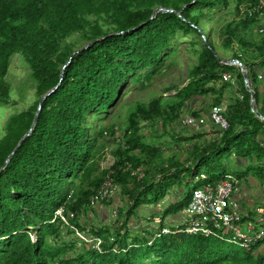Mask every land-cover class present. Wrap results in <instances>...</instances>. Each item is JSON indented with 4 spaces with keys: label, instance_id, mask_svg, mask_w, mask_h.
Returning a JSON list of instances; mask_svg holds the SVG:
<instances>
[{
    "label": "trees",
    "instance_id": "trees-1",
    "mask_svg": "<svg viewBox=\"0 0 264 264\" xmlns=\"http://www.w3.org/2000/svg\"><path fill=\"white\" fill-rule=\"evenodd\" d=\"M261 4V0H0V105L11 103L7 78L16 56L31 72L37 95L28 108L10 115L0 139V264H264L258 245L247 249L185 233L153 239L164 226H172L166 224L167 218L181 219L194 188L230 177L248 186L255 178L264 185V120L252 110L244 75L233 76L235 66L221 61L227 56L218 51L213 28H206L215 11L235 6L238 18L223 24L218 37L225 49L234 51L232 58L245 66L255 90V108L264 115ZM160 7L173 11L154 16ZM183 37L190 38L196 61L188 69V82L172 84L167 91L176 93L165 102L164 95L151 94L152 88L159 76L178 66L174 58ZM224 74H231L235 83L225 80ZM57 86L44 100L34 130L6 165L31 130L42 97ZM235 86L241 94L225 104ZM210 96L213 101L208 103ZM197 98L204 100L203 109L193 108ZM215 105L225 109L228 128L210 119ZM122 106L128 107L119 123L125 148L119 147L118 160L102 170L107 145L100 141L106 127L99 129L97 122ZM187 115L205 118L208 130L201 125L187 136L194 129L183 125ZM142 120L153 128L161 125L163 136L179 135L176 142L186 145V159H164L161 142L156 144L141 132ZM110 179L121 190L116 220L102 219L101 224L86 220L89 210L113 201L91 203ZM184 182L187 187L194 182L195 187L160 212L157 230L138 229L140 209L159 205L170 190L186 189ZM61 209L66 218L74 213L70 227L58 215ZM250 219L244 215L245 222ZM71 227L101 238V250L80 239ZM64 228L75 238L67 240Z\"/></svg>",
    "mask_w": 264,
    "mask_h": 264
},
{
    "label": "rangeland",
    "instance_id": "rangeland-1",
    "mask_svg": "<svg viewBox=\"0 0 264 264\" xmlns=\"http://www.w3.org/2000/svg\"><path fill=\"white\" fill-rule=\"evenodd\" d=\"M234 7L235 6L232 5L229 9H222L221 11H217V12L215 11V13H213L212 21L206 24V28L208 29L213 28L212 29L213 37L217 43L218 51L224 56H227V59H233L232 55L234 51L227 50L224 48V46L222 45V42L220 41L218 37V32H219L220 27L223 24L233 22L234 19L238 18ZM262 19H264V15H262ZM189 41H190L189 37L188 38L183 37V40L181 41V44L179 47V52L174 58L176 61H178V66L176 65V66L170 67V69L167 70L165 75L159 76L154 87L152 88L153 92L151 94L155 96L164 95L165 102L170 101L171 98L176 93V89H172V91H167L171 87L172 84L177 85V86L178 85L183 86L184 84L188 82V77H187L188 69L196 61L195 55H193L191 51V45H189ZM240 72L243 74L242 68H240L239 65L235 66V70L233 71V76L236 77ZM7 79L9 81V84L12 87V99L9 105H3V104L0 105V139L5 134L6 122L8 118L10 117V115H12L13 113L20 112L21 110L25 108H28L37 99V95L35 93L36 86L31 76V72L22 64L19 56H16L14 58L13 64L11 66L10 73ZM260 86H261V91L264 94V82L261 83ZM240 94H241V91L239 90V86H235L234 89L232 88V90L228 94L225 104L231 102L234 98L236 99L237 97H239ZM205 100L206 102L211 103L213 101V96H210ZM124 106L120 107L118 110L117 108H115L113 110V114H111L110 117L97 122L99 129L102 128L103 126L106 127L105 138L100 141V143L105 142L107 145V148L105 150V157L101 161L102 170L110 169L114 165V163L118 160V156L115 153V151L119 147L125 148L124 141H123L124 130L122 127L119 126L120 121L126 118V115L128 112V107H124ZM141 128H142L141 132L146 136L147 139L148 138L150 140L152 139V141H154L156 144H159L157 140L158 135L156 134L158 126H156V128L154 127L153 131H149L150 125L142 120ZM190 128H193V127H190ZM190 128L188 130H190ZM153 138L155 139L153 140ZM163 138H164L163 139L164 141L163 143L161 142L162 150L164 152L162 157H164V159L169 158L168 160H173L175 158V159H182L184 161L186 159L187 153H186V150H184L183 148L186 145L183 146L181 143L176 144V140H178V138L176 137L171 138L169 134H166V135L164 134ZM110 139H112V141ZM168 144H171L172 147H174L173 154H172L174 158H171V156L167 154V150H164V147L167 146ZM242 162H245V161H242ZM231 172L233 175H237L238 173L236 170H232ZM183 184H184V188H186V194L189 193L195 187L194 182H192L188 187L186 186L185 182ZM258 186H259V190L257 192H252L251 190L246 191L247 189L244 188V193H245L244 197L246 195H248V197L244 198L243 200H244V203L248 204V206H251L254 203L256 204L259 201L262 203V201L264 200V185H261V186L258 185ZM250 187L254 188L251 185ZM118 190L119 192H121L119 187H117L116 190L114 191L113 196L110 198V199H113V201L111 203L108 202L107 205L104 206V209H103L104 215H106V217L109 218L108 222H110V220L116 217L115 213H116L117 208L114 203L116 199V194H118L117 193ZM96 211L97 210H93V209L89 210V212L84 215L85 216L84 218L86 220L91 219L92 222L101 224V221L98 219V214ZM68 217L70 219L74 218V213L70 212ZM69 218H67L68 219L67 221H69ZM89 229H90V226L88 225L87 230ZM71 230H75L74 227H71ZM80 232L81 234L84 235L83 231H80ZM64 235L67 238V240H69L70 238L73 239L74 237V234L71 231H67L65 228H64ZM85 237H87V235ZM87 238L89 240H92V238L94 237L89 236ZM80 239L84 240L81 237ZM79 244L80 246L84 245L83 242H79Z\"/></svg>",
    "mask_w": 264,
    "mask_h": 264
},
{
    "label": "built area",
    "instance_id": "built-area-1",
    "mask_svg": "<svg viewBox=\"0 0 264 264\" xmlns=\"http://www.w3.org/2000/svg\"><path fill=\"white\" fill-rule=\"evenodd\" d=\"M260 9H264V0H261ZM241 68L240 64H238ZM224 79L235 83L231 74H224ZM262 78V76H260ZM210 119L221 128L229 127V122L225 116V109L220 105H215L210 111ZM183 125L190 127H200L207 125L205 118H195L187 115L182 120ZM119 187L110 179L105 182L100 191L91 198L92 205L110 199L116 188ZM240 183L235 177L222 180L216 185H205L194 190L190 204L183 211L182 217L172 226H164L162 230L155 234L154 238L162 235L185 233L188 235H203L205 237H215L223 241L241 246L243 248H253L258 245L259 251H264V200L262 205L256 208L258 215L257 224L245 222L244 212L241 207ZM66 224L68 219L64 216V209L58 211ZM77 235L86 242L92 243L95 248L101 250L103 240L94 237L89 240L84 233L74 228Z\"/></svg>",
    "mask_w": 264,
    "mask_h": 264
},
{
    "label": "crops",
    "instance_id": "crops-1",
    "mask_svg": "<svg viewBox=\"0 0 264 264\" xmlns=\"http://www.w3.org/2000/svg\"><path fill=\"white\" fill-rule=\"evenodd\" d=\"M204 100H202L201 98H197L196 100H194L192 102V105H193V108L196 107L198 109H203L204 107ZM210 111V110H209ZM208 111V112H209ZM194 129L192 131H189L186 133L187 136H191L194 132H196L197 130L200 129V127H193ZM203 128V127H202ZM203 130H208V125L204 126V129ZM149 131H153V126H150V130ZM156 134L158 135V143L159 142H162L163 143V129H162V126L161 125H158V128H157V132ZM171 138L173 137L172 134L170 135ZM179 135H176V138H178ZM155 138H153L154 140ZM161 144V143H160ZM176 144H178L176 142ZM173 149L174 147H172L171 144H168L167 146L164 147V150H167V154L170 155L172 157V154H173ZM169 150V151H168ZM175 155V154H174ZM182 160V159H181ZM251 186H253L254 188L246 185V184H243V182H240V197H241V207H242V211L244 212V214L246 216H251V219L249 220L251 223L254 224V226L259 225L260 224H257V218H258V215H257V212H256V208L261 206V202L259 203H254L252 204L251 206H248V204L244 203V198H247L248 195H246L244 197V188H246L248 190H251L252 192H257L259 190V184L257 182V180L255 178H252L251 179ZM196 189V188H195ZM194 189V190H195ZM245 191V192H246ZM250 191V192H251ZM118 194H116V199H115V206L116 208H118V206L121 204L120 202V199H121V192H117ZM170 195H168V197L162 201L161 203H159V205H144L141 209H140V218L137 219L138 220V223L139 224V227L138 229L140 230H143L145 228H149V230H151V232L157 230V228L159 227V224L161 222V215L162 211H164L165 209H167L171 204H175L176 202H178V200L180 198H183V196L186 194V189H183V188H175L174 190H170ZM118 195V196H117ZM104 209V205H98L97 206V214H98V219L102 221V219H105L106 222H108L109 218L106 217V215H104L103 213V210ZM117 213H118V209L116 210V217H114L112 220H110V222L108 223H111V222H114L117 218ZM180 220V217H177V216H172L170 218H167L165 221H166V224H175L177 221ZM98 222V221H97ZM255 226V227H256ZM137 228V227H136ZM142 233V231H140Z\"/></svg>",
    "mask_w": 264,
    "mask_h": 264
},
{
    "label": "water",
    "instance_id": "water-1",
    "mask_svg": "<svg viewBox=\"0 0 264 264\" xmlns=\"http://www.w3.org/2000/svg\"><path fill=\"white\" fill-rule=\"evenodd\" d=\"M161 11H173V10H169V9H166L164 7H160L158 8L155 12H154V16L156 15L157 12H161ZM90 45H93V43H91ZM89 45V46H90ZM221 61L225 64H229V65H233V66H237L238 64L241 65V68H242V72H243V75H244V82H245V86H246V89L247 91L251 94V106H252V110L253 112L257 115V117H259L260 119L264 120V115L259 112L256 108H255V90L252 88L251 84H250V76L249 74L247 73V70L245 69L243 63L239 60V59H222L220 58ZM66 68V66L64 67ZM64 73V71L62 72ZM58 86L55 87L53 90H51L50 92H48L47 94H45L41 101H40V106H39V110L36 114V117H35V120H34V123H33V126L31 128V130L22 138V140L20 141V143L18 144V146L15 148L14 152L11 154V156L9 157V159L7 160L6 162V165L8 164V162L10 161V159L12 158V156L14 155V153L20 148V146L23 144L24 140L32 133V131L34 130L37 122H38V119H39V114H40V111L42 109V105H43V102L44 100L46 99V97H48L50 94H52L53 92H55L57 90ZM5 165V166H6ZM5 168V167H4ZM3 168V169H4Z\"/></svg>",
    "mask_w": 264,
    "mask_h": 264
}]
</instances>
